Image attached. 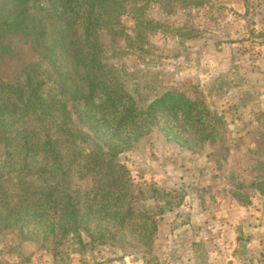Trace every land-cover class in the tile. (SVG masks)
Returning <instances> with one entry per match:
<instances>
[{
	"label": "rangeland",
	"instance_id": "1",
	"mask_svg": "<svg viewBox=\"0 0 264 264\" xmlns=\"http://www.w3.org/2000/svg\"><path fill=\"white\" fill-rule=\"evenodd\" d=\"M75 1H31L44 45L0 48V264H264V0H121L100 65L147 111L121 127L68 62Z\"/></svg>",
	"mask_w": 264,
	"mask_h": 264
},
{
	"label": "trees",
	"instance_id": "2",
	"mask_svg": "<svg viewBox=\"0 0 264 264\" xmlns=\"http://www.w3.org/2000/svg\"><path fill=\"white\" fill-rule=\"evenodd\" d=\"M31 1L33 0H0V48L4 46L3 40L15 35H20L26 39L29 42L30 48L34 51L40 50L44 45L46 30L33 17L28 15V5ZM75 3L79 9L83 10L85 15L83 33L86 53L83 57H80V60L75 59L79 58L78 55H75V57L73 55L71 61L68 60V62H72L75 67H78V65L82 67V71L79 72L78 77L75 71L73 73H75V80L77 81L78 79L80 81L85 91L83 100L85 103L92 104L95 97L99 95L104 98L103 104L107 107L127 104L128 108L125 109L126 111L118 123L120 127L122 124L133 123L147 111H136L132 97L122 86L110 82L106 78L107 72L100 65V55L103 50L99 41V33L107 31L113 37L119 34V18L123 14L122 1L76 0ZM104 14L105 17H103ZM141 24L136 23V28L140 29ZM69 45L71 44L69 43ZM64 50L68 51L69 48L65 47ZM168 98V95L161 97L159 100L151 103L148 109L154 110L155 107L161 105ZM177 98L184 105H191V102L185 97L178 95ZM28 101L30 99L24 101L27 106L33 107L32 103L36 105L33 100L31 102ZM68 212L73 217V210L70 205ZM72 229L77 235L79 242H81L77 222L72 221Z\"/></svg>",
	"mask_w": 264,
	"mask_h": 264
}]
</instances>
